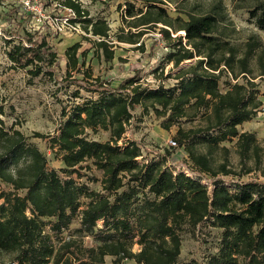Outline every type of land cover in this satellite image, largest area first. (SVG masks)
I'll return each mask as SVG.
<instances>
[{"label":"trees","instance_id":"1","mask_svg":"<svg viewBox=\"0 0 264 264\" xmlns=\"http://www.w3.org/2000/svg\"><path fill=\"white\" fill-rule=\"evenodd\" d=\"M229 1L230 11H244L247 23L264 32V0ZM52 2L72 11L70 22L89 36L98 60L112 62L119 43L143 54L144 36L157 32L168 48L165 62L178 69L167 77L176 85L152 88L140 72L117 83L101 80L86 66L82 43L68 46L62 82L93 97L77 91L80 101L62 110L55 134L32 135L47 140L60 169L49 168L20 130L5 127L0 109V261L10 255L9 264H201L180 259L187 229L194 236L217 231V249L204 264H264V182L241 181L252 172L264 179V141L238 129L263 110L256 82L264 79L261 37L254 31L241 36L224 0H125L123 26L114 34L79 0ZM23 14L29 22L35 17ZM2 32L10 69L55 80L58 55L46 36L21 25ZM151 113L163 119V129L176 126L181 151L168 147L139 162L143 147L126 139L127 130ZM90 132L109 138L92 140ZM234 140L239 171L222 145ZM93 170L101 177L87 175ZM74 221L78 227L71 229Z\"/></svg>","mask_w":264,"mask_h":264},{"label":"rangeland","instance_id":"2","mask_svg":"<svg viewBox=\"0 0 264 264\" xmlns=\"http://www.w3.org/2000/svg\"><path fill=\"white\" fill-rule=\"evenodd\" d=\"M229 11L231 4L229 0H224ZM83 9L88 11L89 16L93 19L103 18L110 27V33L114 34L122 27L121 13L124 9L125 0H79ZM19 8V12H14ZM36 12L37 17L29 22L23 12ZM231 19L236 27L242 31L241 36L248 32H256L264 43V32L248 24L247 15L244 11H230ZM68 18L67 13L59 8L56 2L52 0H0V109L3 111L1 119L5 127L14 126L20 130L29 140L36 144L38 148L46 155L49 168L60 169L62 163L54 157V154L47 148V140L34 138V133L43 135L55 134L57 127L62 120L61 112L63 109L68 110L73 102L80 99L74 98V94L79 91L81 97H93L84 90L79 89L74 84L62 82L65 75V49L76 43H82L80 51L87 50L86 66L91 68L93 77H99L107 82L117 83L126 77H132L140 72L141 81L152 88L162 86L164 89L173 88L176 81L173 76L178 69H173L171 64L165 62V55L168 48L163 41L158 40V33L153 32L144 36L145 53L136 50L132 45L119 43L115 50V57L112 62L98 60L93 56L94 49L92 43L85 40L89 37L85 34L80 26L70 27L63 22ZM51 20L54 22L52 25ZM21 25L27 31L33 28L38 29L39 34L46 36L48 42L52 43L58 60L55 65V80L47 77H38L31 79L26 70L10 69V62L6 57L4 47V33L2 29L13 28ZM72 26V25H71ZM59 28V29H58ZM58 29V30H57ZM92 40L95 38L90 37ZM154 46V52L149 56V51ZM189 62L181 64L180 68L187 66ZM74 76H76L74 74ZM80 78L81 76H76ZM256 82L259 90V99L263 103V110L259 112L251 121L242 124L238 129L240 132L247 131L254 133L259 142L264 141V79H257ZM140 110H135L138 116ZM141 119V120H140ZM163 119H157L154 114H149L143 118H135L131 121L126 139L137 141L141 144L143 157L138 158L139 162L156 159L158 153H162L168 147L176 148V153L181 150L177 146H171L169 142L175 141L176 126L170 130L162 128ZM197 121L184 123L188 128L196 125ZM92 140L104 142L108 140V133L98 132L97 134L89 133ZM234 141L225 142L230 149L229 159L231 166L239 171L238 155L234 147ZM176 167V165H173ZM180 170L185 169L178 167ZM101 177L98 171L88 172L87 175ZM226 180H236L233 177H227ZM258 180L264 182L258 172H252L242 176L241 181ZM87 183L92 190H100L99 183L88 182L86 178L79 180ZM2 187L7 188L5 185ZM78 227L77 221L71 225V229ZM207 231V230H206ZM85 244H92L89 238H84ZM218 234L217 231L203 232V234L192 235L187 229L182 234L181 243V261L195 259L204 264L205 258L209 253H214L217 249ZM138 247L134 246V251ZM106 260L111 262L112 259L107 257ZM12 261L10 255H2L0 264H9ZM126 264H135L133 261H126Z\"/></svg>","mask_w":264,"mask_h":264},{"label":"built area","instance_id":"3","mask_svg":"<svg viewBox=\"0 0 264 264\" xmlns=\"http://www.w3.org/2000/svg\"><path fill=\"white\" fill-rule=\"evenodd\" d=\"M64 11L67 13V15H68V18H65L64 20H63V22L65 23V24H67V25H69L70 24V27H74V26H78L79 27V25L78 24H72L71 22H70V20L72 19V17H73V13H72V11L70 10V9H64ZM32 12V11H31ZM33 13H35V17H34V19H36V17H37V13L34 11ZM33 19V20H34ZM51 22H52V25L54 26L55 24H54V22L51 20ZM72 25V26H71ZM59 29V28H58ZM57 29V30H58ZM169 144L171 145V146H176V143L174 142V141H171V142H169Z\"/></svg>","mask_w":264,"mask_h":264},{"label":"crops","instance_id":"4","mask_svg":"<svg viewBox=\"0 0 264 264\" xmlns=\"http://www.w3.org/2000/svg\"><path fill=\"white\" fill-rule=\"evenodd\" d=\"M240 127V126H239Z\"/></svg>","mask_w":264,"mask_h":264}]
</instances>
